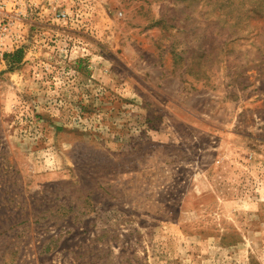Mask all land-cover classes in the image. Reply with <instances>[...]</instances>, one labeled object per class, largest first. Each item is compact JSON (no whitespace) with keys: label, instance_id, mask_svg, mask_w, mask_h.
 Instances as JSON below:
<instances>
[{"label":"rangeland","instance_id":"rangeland-1","mask_svg":"<svg viewBox=\"0 0 264 264\" xmlns=\"http://www.w3.org/2000/svg\"><path fill=\"white\" fill-rule=\"evenodd\" d=\"M259 91L264 0H0V264H264Z\"/></svg>","mask_w":264,"mask_h":264},{"label":"crops","instance_id":"crops-1","mask_svg":"<svg viewBox=\"0 0 264 264\" xmlns=\"http://www.w3.org/2000/svg\"><path fill=\"white\" fill-rule=\"evenodd\" d=\"M263 92L264 91H259V93L257 95H261L260 98L263 97ZM258 100L260 99H257V102ZM252 104L251 103H246L245 106L243 107V111L245 112V114L247 115V117H251L253 118V126H252V131L256 134V135H261L263 134L264 132V118L263 115H264V112L261 111L262 108H258L257 106H251ZM263 107V106H262ZM243 125H246V126H249L248 123L244 122ZM255 137V138H254ZM252 140H255V141H258V142H262L263 140H261V138H259V136H253L252 137ZM237 146V145H236ZM238 147V146H237ZM242 148H238V149H244V146H240ZM246 148V147H245ZM246 149H249L248 147ZM245 149V150H246ZM218 158V157H217ZM219 160V158H218ZM222 162H225V161H222Z\"/></svg>","mask_w":264,"mask_h":264}]
</instances>
